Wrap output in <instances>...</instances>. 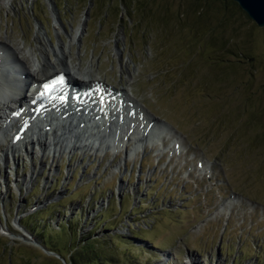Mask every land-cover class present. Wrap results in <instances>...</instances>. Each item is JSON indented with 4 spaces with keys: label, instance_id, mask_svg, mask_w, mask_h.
Segmentation results:
<instances>
[{
    "label": "rangeland",
    "instance_id": "obj_1",
    "mask_svg": "<svg viewBox=\"0 0 264 264\" xmlns=\"http://www.w3.org/2000/svg\"><path fill=\"white\" fill-rule=\"evenodd\" d=\"M231 2L0 0V43L26 57L40 31L183 138L159 164L148 149L125 156L132 145L54 154L32 144L4 158L5 138L0 264H67L63 239L54 246L65 258L23 227L56 224L50 209L82 215V234L115 225L99 233L103 249L112 240L131 264H264V28ZM135 233L147 242L131 241Z\"/></svg>",
    "mask_w": 264,
    "mask_h": 264
},
{
    "label": "bare ground",
    "instance_id": "obj_2",
    "mask_svg": "<svg viewBox=\"0 0 264 264\" xmlns=\"http://www.w3.org/2000/svg\"><path fill=\"white\" fill-rule=\"evenodd\" d=\"M36 41L37 48L30 49L26 57L21 49L13 47L8 41L0 43V127L3 128L0 130V147L4 146L6 134L16 128L17 122L10 115L15 111L18 102H21L22 106L29 102L26 96L21 95V90L17 89L19 77L23 76L39 84L44 78L63 72L70 82L75 81L80 85L87 86L95 81L91 77L90 70L84 71L80 65H71V57H67L65 45L57 49L49 47L40 31L36 34ZM73 41L74 37L71 39V42ZM51 56L54 57L53 60L50 59ZM101 82L107 92L113 96L110 99L111 105L102 110L90 109L88 107L95 104L92 100L86 105L72 102L61 105L58 110L56 109V114L52 111L53 108L48 109L43 119H34L32 122L30 130L32 137L26 134L23 140L27 142L31 139L39 147L47 146L54 154L66 149L93 152L114 149L116 152H121L123 148L132 145L131 150L125 153V156L131 157L132 154L141 151L145 143L155 145V142L150 143L151 138L159 142L164 139L163 135L173 132L170 126L165 125L162 126L164 130L160 131L161 134L158 131L149 132L150 128L155 127V121L150 119L151 115L142 108L141 104L133 100L132 95L130 96L125 90H116ZM127 91L129 92L128 89ZM24 115L32 116L31 113ZM49 133H51V141L48 139ZM177 136L178 134H175L173 137L175 140L173 147L179 144ZM18 147L11 142V145L5 148L4 158L8 154L16 153Z\"/></svg>",
    "mask_w": 264,
    "mask_h": 264
},
{
    "label": "trees",
    "instance_id": "obj_3",
    "mask_svg": "<svg viewBox=\"0 0 264 264\" xmlns=\"http://www.w3.org/2000/svg\"><path fill=\"white\" fill-rule=\"evenodd\" d=\"M231 3L234 6L236 5L234 2H231ZM63 208L64 207L62 206L61 209ZM50 210L52 211L51 213H49V215H52V214L55 215L59 213L60 219L57 220L56 224L50 223L48 225L49 227L46 225H43V228H42L41 226L32 227V225L30 226L26 221L25 223L27 224L24 223L23 227L26 228L29 231V233L34 238H36L37 242L41 244L42 246H44L45 249H48L54 252H59L60 256H63V255H61L62 253L58 251V248H56L54 244H57V245L60 244L59 242L63 239L65 241L64 244H67L68 248H70L67 264H131L132 257L128 256L129 253H125V257H124V254L121 255L120 257L119 256L120 253L117 249L118 246H116L112 240H111L112 244L108 246V249L106 250L103 249L107 246L105 245L106 243H104L106 242L104 239L105 236L101 237V234L99 233L112 232L116 228L115 225H113L112 223L111 224L109 223L108 225H105L106 226L105 228H102L103 230L101 232L96 233L95 231H97L98 229L96 227L98 225H102V223L104 222L103 220L97 223V226L94 228V231H90V232L82 234V230L84 229V226H85L81 224L83 223L82 215H79L78 217L75 215L72 216L70 212L67 213L66 209L63 211L62 210L58 211L57 209H50ZM105 213L106 211L102 209V211L98 214V216L94 215L92 217L91 222L95 223V221L103 217H106ZM39 219L40 218L37 219L38 223H39ZM28 228H31V229H28ZM38 231L39 233H37ZM43 234L46 235L44 238H43ZM115 240H118L119 243L125 242L122 237H115ZM130 240L137 241L140 243L147 242L145 239V236L140 235L139 233L133 234L132 239ZM113 245L116 246L114 249L115 250L114 252L110 251L112 250L111 247H113ZM52 247H54L55 250L52 249ZM63 258L65 257L63 256Z\"/></svg>",
    "mask_w": 264,
    "mask_h": 264
},
{
    "label": "water",
    "instance_id": "obj_4",
    "mask_svg": "<svg viewBox=\"0 0 264 264\" xmlns=\"http://www.w3.org/2000/svg\"><path fill=\"white\" fill-rule=\"evenodd\" d=\"M252 20L259 28H264V0H231ZM58 257V256H57ZM62 264L65 261L61 259Z\"/></svg>",
    "mask_w": 264,
    "mask_h": 264
},
{
    "label": "snow or ice",
    "instance_id": "obj_5",
    "mask_svg": "<svg viewBox=\"0 0 264 264\" xmlns=\"http://www.w3.org/2000/svg\"><path fill=\"white\" fill-rule=\"evenodd\" d=\"M48 87V85H45V88H47Z\"/></svg>",
    "mask_w": 264,
    "mask_h": 264
}]
</instances>
